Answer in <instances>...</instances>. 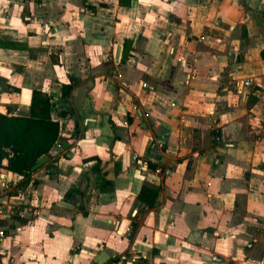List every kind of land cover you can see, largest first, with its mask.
<instances>
[{
	"label": "crops",
	"instance_id": "obj_1",
	"mask_svg": "<svg viewBox=\"0 0 264 264\" xmlns=\"http://www.w3.org/2000/svg\"><path fill=\"white\" fill-rule=\"evenodd\" d=\"M33 88L59 133L0 157V264H264V0H0V113Z\"/></svg>",
	"mask_w": 264,
	"mask_h": 264
},
{
	"label": "trees",
	"instance_id": "obj_2",
	"mask_svg": "<svg viewBox=\"0 0 264 264\" xmlns=\"http://www.w3.org/2000/svg\"><path fill=\"white\" fill-rule=\"evenodd\" d=\"M72 86L73 81L63 85L62 97ZM50 98L45 91L33 88L29 115L0 113V157L6 155L4 147L12 150V155L8 156V169L25 175L32 171L31 166L40 155H50L59 133V122L50 114L55 105ZM156 193L155 189L143 185L138 198L152 206Z\"/></svg>",
	"mask_w": 264,
	"mask_h": 264
},
{
	"label": "built area",
	"instance_id": "obj_3",
	"mask_svg": "<svg viewBox=\"0 0 264 264\" xmlns=\"http://www.w3.org/2000/svg\"><path fill=\"white\" fill-rule=\"evenodd\" d=\"M244 83L249 84L250 80H245ZM216 138H219V136H216ZM4 150L6 151L5 157L12 155V150L10 149V147H4ZM6 235H7V227L0 222V258L5 253V247L3 241ZM247 246H251V243H247ZM139 259H140L139 255H137L136 253H131L129 254V256H126L124 260L122 259L114 260L111 262V264H139L138 262ZM249 264H262V263L255 261V262H249Z\"/></svg>",
	"mask_w": 264,
	"mask_h": 264
},
{
	"label": "water",
	"instance_id": "obj_4",
	"mask_svg": "<svg viewBox=\"0 0 264 264\" xmlns=\"http://www.w3.org/2000/svg\"><path fill=\"white\" fill-rule=\"evenodd\" d=\"M49 159V155L44 153L40 155L37 159V161L31 166V170H35L36 168L43 165L47 160Z\"/></svg>",
	"mask_w": 264,
	"mask_h": 264
}]
</instances>
